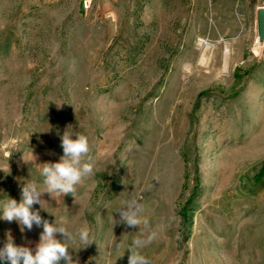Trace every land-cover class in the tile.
Wrapping results in <instances>:
<instances>
[{
	"label": "rangeland",
	"instance_id": "rangeland-1",
	"mask_svg": "<svg viewBox=\"0 0 264 264\" xmlns=\"http://www.w3.org/2000/svg\"><path fill=\"white\" fill-rule=\"evenodd\" d=\"M262 6L0 0V200L42 183L24 160L58 162L71 125L94 172L75 197L44 193L34 209L94 230L97 244L69 250L79 264H128L127 244L153 231L150 264H264ZM133 198L140 232L113 224ZM41 231L0 219V247L6 233L34 247Z\"/></svg>",
	"mask_w": 264,
	"mask_h": 264
},
{
	"label": "clouds",
	"instance_id": "clouds-1",
	"mask_svg": "<svg viewBox=\"0 0 264 264\" xmlns=\"http://www.w3.org/2000/svg\"><path fill=\"white\" fill-rule=\"evenodd\" d=\"M60 139L63 155L58 162L37 164L38 157L32 152L30 159L24 160L35 166L39 176L42 177V183H37L35 180L25 182L21 187L19 203L11 198L0 200V219L9 223L17 222L22 233L25 229L31 231L34 226L42 228L39 242L34 247L17 245L11 234L6 233V241L0 247V264H61L62 261L63 264H79L78 257L74 259L69 250L77 251L86 249L93 243L97 244L95 232L91 227L82 225L70 230L66 217L49 222L34 209V205L44 207L41 199L44 193H48L53 198L66 195L75 197L78 186L94 172L95 162L86 135L74 132L69 125ZM0 170L5 172L3 167H0ZM9 173L8 166L7 174ZM142 211L138 198H133L132 202L125 199L116 210L120 219L113 220V224L122 223L127 227H138L137 232H140L141 224L145 226L148 224L141 215ZM58 235L62 239H58ZM155 237L156 232L153 231L146 238H143L142 232L132 238L125 248L129 253L128 264H150L142 250Z\"/></svg>",
	"mask_w": 264,
	"mask_h": 264
},
{
	"label": "water",
	"instance_id": "water-1",
	"mask_svg": "<svg viewBox=\"0 0 264 264\" xmlns=\"http://www.w3.org/2000/svg\"><path fill=\"white\" fill-rule=\"evenodd\" d=\"M257 24L258 26V32H259V38L260 40L264 39V6L258 8L257 10Z\"/></svg>",
	"mask_w": 264,
	"mask_h": 264
}]
</instances>
